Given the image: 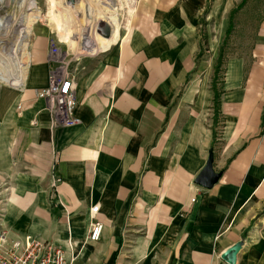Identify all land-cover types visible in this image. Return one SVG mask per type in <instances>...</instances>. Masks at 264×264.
<instances>
[{"label":"crops","instance_id":"crops-1","mask_svg":"<svg viewBox=\"0 0 264 264\" xmlns=\"http://www.w3.org/2000/svg\"><path fill=\"white\" fill-rule=\"evenodd\" d=\"M133 1L107 49L111 36L80 55L77 38L36 26L27 67L0 84V229L47 240L75 264H222L241 239L236 264H264V16L251 48L227 56L216 119L228 3ZM51 42L77 87L81 122L70 127L37 96L58 64ZM210 153L222 175L209 188L196 178Z\"/></svg>","mask_w":264,"mask_h":264},{"label":"rangeland","instance_id":"rangeland-1","mask_svg":"<svg viewBox=\"0 0 264 264\" xmlns=\"http://www.w3.org/2000/svg\"><path fill=\"white\" fill-rule=\"evenodd\" d=\"M213 1L215 0H208L211 4ZM221 1L225 4L228 3L232 9L239 5L242 0ZM77 2L79 4L74 5ZM134 7L135 2L133 0H0V84L11 87L10 85L14 81L13 77L16 69H18V65H26V68L27 63H29V59L26 56L29 48V44L27 45L29 36L26 42L24 41L25 43H21L19 38L4 39L2 37L4 34L2 24L5 22L4 20L7 23L14 24L12 25L14 30L19 29L23 32L24 25H18L15 21L19 19V16L29 11L31 12L29 35L31 31L33 33V29L38 25H42V27L49 30L54 29L56 33L59 32L62 42L71 43L70 39L77 38L79 45H81L78 52L82 55L81 52L83 54L87 53L83 51L87 47L86 45L97 44V42H102L105 38L96 28L98 22L109 21L112 24V35L106 44L109 46L101 48L107 49L117 39L119 33L118 26H125ZM230 14L231 10L229 16ZM263 16L264 0H247L246 4L236 14V27L226 45V53H246L252 46L253 35L260 18ZM205 18L204 24L201 26L203 30L207 28ZM215 25L217 26V30L214 33L219 35L222 31V26L220 22ZM17 27L19 28L17 29ZM68 29L75 30L74 36H69ZM86 29L90 30L86 32ZM204 33V36L203 34L202 36L209 40L207 30ZM71 45L73 46L72 43ZM75 54L78 55L79 53L75 52Z\"/></svg>","mask_w":264,"mask_h":264},{"label":"built area","instance_id":"built-area-1","mask_svg":"<svg viewBox=\"0 0 264 264\" xmlns=\"http://www.w3.org/2000/svg\"><path fill=\"white\" fill-rule=\"evenodd\" d=\"M51 44L50 59H54L58 64L50 72L47 85L39 89L37 96L48 102L54 124L70 127L81 122L80 117L76 115L77 87L72 74L66 70L65 63L60 58V47L55 42ZM60 180L61 178L57 177L55 184ZM98 209L99 206L96 205L92 211L97 212ZM102 228L103 223L93 221L89 238L98 241ZM74 260V255L70 257L64 248L57 247L47 240L37 239L30 234L13 238L6 229H0V264H75ZM221 260L222 264H229L224 259Z\"/></svg>","mask_w":264,"mask_h":264},{"label":"water","instance_id":"water-1","mask_svg":"<svg viewBox=\"0 0 264 264\" xmlns=\"http://www.w3.org/2000/svg\"><path fill=\"white\" fill-rule=\"evenodd\" d=\"M96 28L104 36L106 37L111 36L112 28L108 22L98 23ZM214 160H215V156H213V153H210L206 165L202 169V172L199 174V176L196 178V183H198L201 186L204 185L205 187H209V188L213 187L214 184L217 183V181L222 175V172L214 170ZM243 245H244L243 239L235 242L233 246L221 252L220 254L221 258H223L229 264H236L238 260L237 258L238 253L243 248Z\"/></svg>","mask_w":264,"mask_h":264},{"label":"trees","instance_id":"trees-1","mask_svg":"<svg viewBox=\"0 0 264 264\" xmlns=\"http://www.w3.org/2000/svg\"><path fill=\"white\" fill-rule=\"evenodd\" d=\"M247 0H242L241 3L239 5H237L236 7L232 8L231 9V14L229 16V26L227 28V31H226V36H225V40L220 48V56L218 58V61H217V64L215 66L216 68V73H215V79H214V85H213V88H214V112H215V115H216V119L218 117V114H219V109H220V105H221V94H222V90L218 87V79H219V74L222 70V67L224 66V63L227 59V56H228V53H226V45L228 44V41H229V38L231 37L235 27H236V14L239 10H241V7H243L245 4H246ZM209 6H207L206 8V13H208L209 11Z\"/></svg>","mask_w":264,"mask_h":264},{"label":"bare ground","instance_id":"bare-ground-1","mask_svg":"<svg viewBox=\"0 0 264 264\" xmlns=\"http://www.w3.org/2000/svg\"><path fill=\"white\" fill-rule=\"evenodd\" d=\"M77 4H79V3L77 2L74 5H77ZM30 13L31 12H29V11L26 12L25 14L19 16V19H17L15 21V23L18 24V25H24L23 32H21L18 29L19 27H17L18 30H14V28H12V25H14V24H10L9 22L7 23L6 20H4L5 22L2 23L3 24V30H4V34L2 35V37H4V39H8V40H9V38H12V39L19 38L21 40L20 41L21 43H23L24 41L26 42V40H27V38L29 36V31H30L29 30V28H30V22H31V15H30Z\"/></svg>","mask_w":264,"mask_h":264}]
</instances>
